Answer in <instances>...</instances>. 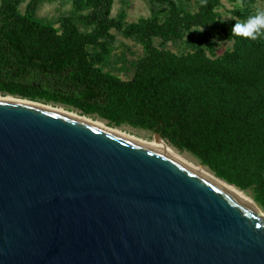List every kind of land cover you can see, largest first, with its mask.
Wrapping results in <instances>:
<instances>
[{
  "label": "water",
  "instance_id": "1",
  "mask_svg": "<svg viewBox=\"0 0 264 264\" xmlns=\"http://www.w3.org/2000/svg\"><path fill=\"white\" fill-rule=\"evenodd\" d=\"M0 264H264V211L145 143L0 96Z\"/></svg>",
  "mask_w": 264,
  "mask_h": 264
},
{
  "label": "trees",
  "instance_id": "2",
  "mask_svg": "<svg viewBox=\"0 0 264 264\" xmlns=\"http://www.w3.org/2000/svg\"><path fill=\"white\" fill-rule=\"evenodd\" d=\"M44 1L0 0V94L61 103L113 127L159 133L216 177L251 191L264 211V38L232 31L256 0H242L245 9L234 10L238 19L230 23L218 13L224 0H202L197 12L179 0H150L162 9L133 23L126 22V12L112 16L115 0H74L68 15L41 20ZM196 28L204 32L187 53L154 44L155 38L181 41ZM210 29L233 41V48L217 56L204 35ZM112 30L144 47L131 80L105 71Z\"/></svg>",
  "mask_w": 264,
  "mask_h": 264
},
{
  "label": "rangeland",
  "instance_id": "3",
  "mask_svg": "<svg viewBox=\"0 0 264 264\" xmlns=\"http://www.w3.org/2000/svg\"><path fill=\"white\" fill-rule=\"evenodd\" d=\"M179 2L185 9L189 10L190 12H197L201 9L202 0H179ZM73 3L74 0H45L39 8L37 16L41 20H52L53 22L57 21L60 17L68 15L73 10ZM25 7L26 3L21 5L20 8L22 12H24ZM237 8L245 9L242 0H224L222 6L218 9L221 20L230 23L232 20L238 19V17L233 14V11ZM161 9L162 8L159 5L153 4L150 0H115L112 16L117 17L123 11L126 12L127 15L126 22L133 23L137 22L141 17L151 16L153 10ZM258 9H264V0H256L248 12H250V14H254ZM203 32L204 30L202 28H196L190 32H187L183 40L176 42L165 43L161 39L155 38L154 44L160 49H167L180 55L191 51L198 38L200 37V34H202ZM112 33L115 35V42L112 47L110 54L111 57L108 61V66H106L105 68V71L119 76L122 80H131L135 75L138 61L145 55L144 47L133 39L125 37L121 32L117 30H112ZM204 35L208 38L209 41L217 46V56H221L227 50H231L233 48V41L225 39L224 34L220 33L216 29H210L207 31V33H204ZM0 96L2 97L3 95L0 94ZM49 104L53 106L63 107L66 110H71L77 112L80 115H83L80 110H77L72 106L54 102H50ZM87 117L100 120L107 126H110L107 120L102 119L97 115H90ZM113 128L121 129L123 132L138 138L139 140H141L140 142L143 143L156 141V133L152 130L135 128L130 125H122L120 127ZM164 141L170 147H172L181 157L195 163L196 165L202 166L205 170L209 171L215 176V174L207 166L202 164L201 160L197 156L187 150H182L171 145L166 140ZM234 187L242 192L250 200H254L251 191H244L237 188L236 186Z\"/></svg>",
  "mask_w": 264,
  "mask_h": 264
},
{
  "label": "bare ground",
  "instance_id": "4",
  "mask_svg": "<svg viewBox=\"0 0 264 264\" xmlns=\"http://www.w3.org/2000/svg\"><path fill=\"white\" fill-rule=\"evenodd\" d=\"M9 97V96H7ZM12 98V97H9ZM15 98V97H14ZM42 105L46 106L47 108L56 111V112H60V113H65L74 117H77L79 119H82L84 121H88L90 123L96 124L100 127L106 128L112 132H115L123 137H126L128 139L140 142L141 140H139L138 138L131 136L125 132H123L121 129L118 128H113L110 126H107L104 122L100 121V120H96V119H92L90 117L87 116H83L78 114L77 112L74 111H69L66 110L63 107H59V106H53L51 104H45V103H41ZM143 143V142H140ZM155 149H158L162 152H165L175 158H177L178 160H180L181 162L189 165L190 167H192L193 169H195L196 171L211 177L213 179H215L216 181H218L220 184H222L225 188L229 189L230 191H232L233 193H235L236 195H238L239 197L246 199L248 201H251L248 197H246L242 192H240L238 189H236L234 186L230 185L229 183H226L224 180L219 179L218 177L214 176L213 174H211L209 171L205 170L202 166L196 165L195 163L186 160L185 158L181 157L172 147H170L162 138L156 139V141L150 142V143H145Z\"/></svg>",
  "mask_w": 264,
  "mask_h": 264
},
{
  "label": "clouds",
  "instance_id": "5",
  "mask_svg": "<svg viewBox=\"0 0 264 264\" xmlns=\"http://www.w3.org/2000/svg\"><path fill=\"white\" fill-rule=\"evenodd\" d=\"M232 31L251 40L264 38V9H258L245 20L236 22L232 27Z\"/></svg>",
  "mask_w": 264,
  "mask_h": 264
}]
</instances>
